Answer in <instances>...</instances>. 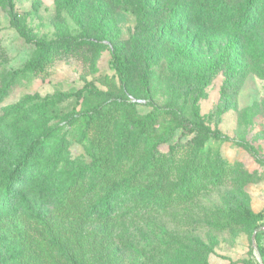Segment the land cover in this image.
<instances>
[{
    "label": "rangeland",
    "instance_id": "374dc122",
    "mask_svg": "<svg viewBox=\"0 0 264 264\" xmlns=\"http://www.w3.org/2000/svg\"><path fill=\"white\" fill-rule=\"evenodd\" d=\"M65 3L0 0V165L41 146L25 172L33 184L12 196L24 222L17 264H264V0ZM15 24L63 48L31 71L36 48ZM114 53L128 60L123 78ZM147 113L141 132L133 120ZM186 120L221 136L186 135ZM154 163L166 167V198L150 190ZM184 170L187 194L175 187ZM104 176L129 186L108 219L82 220L103 206ZM27 207L51 211V233Z\"/></svg>",
    "mask_w": 264,
    "mask_h": 264
},
{
    "label": "trees",
    "instance_id": "16d2710c",
    "mask_svg": "<svg viewBox=\"0 0 264 264\" xmlns=\"http://www.w3.org/2000/svg\"><path fill=\"white\" fill-rule=\"evenodd\" d=\"M255 0H250L252 3ZM74 3V0H66V7H71ZM19 32L26 38V41L32 43L36 51L33 57L26 63L27 67L31 71H37L42 68L43 64L46 62L47 58L51 53H54L63 48L62 45H59L56 40H47L42 38H33L31 37L25 28L17 26ZM234 46V42H229L225 47V52H229ZM65 49V48H64ZM66 50V49H65ZM182 49H180L181 51ZM182 52V51H181ZM183 53V52H182ZM224 54L220 55L218 60L212 61L209 63V66L212 70L218 68L220 63L224 60ZM112 64L115 68L118 75L123 78L126 72L128 60L121 57L118 53L112 55ZM193 114L197 118L200 117L199 111L195 103L193 104ZM96 115L98 118H103V113L99 110H96ZM151 117V113H147L145 117L141 119L133 120L134 124L139 128L141 132H144L147 119ZM92 116L87 115L85 118V128H88L92 123ZM183 127L186 130L184 132L186 135L192 134H209L216 138L221 136V133L218 129H209L202 122H194L192 125L189 122L183 121ZM17 136V135H16ZM122 139L121 146L124 145L127 141V130L122 129L120 133ZM157 142L152 145L151 154L155 155L153 160L158 161L160 156L159 148ZM97 144L89 141L87 144V153L90 155V163L96 169H99V160H101V155L97 154L96 149ZM41 153V146L39 143L34 142L25 148L17 159L10 166L0 165V264H17L20 253L18 250H15L17 246V236L22 233L24 222L19 216L18 209L12 201V196L15 193L16 187L24 182H30L25 176L26 170L34 165L39 163V156ZM124 153L126 154V148H124ZM154 174L158 175V178L153 181L150 185V190L152 192L160 191V194L163 198L168 197L169 191L171 188L165 187V174L166 167L162 163H154ZM101 170V166H100ZM194 173H189L188 171H182L178 181L175 183L176 189L182 193L187 194L189 192L186 181L188 177H193ZM33 184V181L30 182V185ZM101 184L103 185V206L98 207L97 205H89L81 212L82 220H87L88 218L99 215L101 219H108L113 214L115 209L114 203L117 199L119 192L124 190L129 186V181L122 180H112L107 179L105 176L102 178ZM26 217L30 220H33L40 225H42L48 232H52L51 225V211L46 212H36L31 208H26ZM256 236V240H257ZM64 256L66 259L75 261L74 257L70 255L67 251H64Z\"/></svg>",
    "mask_w": 264,
    "mask_h": 264
},
{
    "label": "water",
    "instance_id": "95a60500",
    "mask_svg": "<svg viewBox=\"0 0 264 264\" xmlns=\"http://www.w3.org/2000/svg\"><path fill=\"white\" fill-rule=\"evenodd\" d=\"M262 228H264V226ZM255 232L256 231L253 232V239H252L253 243H255V239H254Z\"/></svg>",
    "mask_w": 264,
    "mask_h": 264
}]
</instances>
